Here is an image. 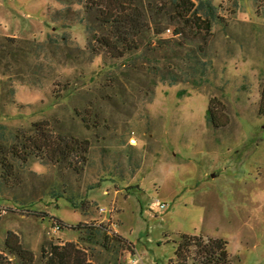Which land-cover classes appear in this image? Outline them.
<instances>
[{
	"label": "rangeland",
	"instance_id": "374dc122",
	"mask_svg": "<svg viewBox=\"0 0 264 264\" xmlns=\"http://www.w3.org/2000/svg\"><path fill=\"white\" fill-rule=\"evenodd\" d=\"M211 1L219 18L207 31L175 21L169 2L144 0L150 17L157 8L170 12L159 16L162 37L172 48L181 43L180 59L195 50L211 61L203 81L171 86L151 71L147 42L123 58L104 49L99 13L78 0H0V124L27 131L43 123L56 140L87 148L20 163L22 181L0 187V264H22L5 251L9 232L35 264H45L43 249L69 243L93 264L207 262L193 242L177 256L182 235L223 239L230 264H264V0ZM49 39L56 45L46 54L24 42ZM11 47L26 56L14 63ZM4 82L15 90L13 103ZM93 223L132 245L109 257L79 229Z\"/></svg>",
	"mask_w": 264,
	"mask_h": 264
},
{
	"label": "trees",
	"instance_id": "16d2710c",
	"mask_svg": "<svg viewBox=\"0 0 264 264\" xmlns=\"http://www.w3.org/2000/svg\"><path fill=\"white\" fill-rule=\"evenodd\" d=\"M58 1L64 3V0ZM196 1L197 4L193 0H159L160 3L169 2L174 7L173 19L175 21H180L184 25H197L199 28L204 25L203 29L210 31L219 18V7L211 0ZM78 2L83 4L87 13H91V11L99 13L96 16V22L102 27H106V32L97 37L100 38L97 39V42L114 56L123 58L126 55H132L144 46L143 43L147 42L145 46L150 50V54L144 52L143 55L147 61L152 63L151 71L158 82L171 86L184 81L195 83L198 80L203 81L208 75L211 61L206 59L205 55L203 57L194 50L187 53L185 59H180L179 50L176 48L183 47L181 43H176L175 47L172 48L171 41L162 37L166 26H161V18L170 15L165 7L155 9L154 14L150 17L144 10V0H78ZM173 22H170V25ZM90 29L88 25V30L90 31ZM182 34L183 29H175L174 35L181 36ZM4 40L10 46L16 45L18 47L19 45L17 38L6 37ZM24 42L30 47L34 46L37 54H46L47 45H56L53 39H49L45 43ZM11 48L8 49L7 53L8 57H12L11 61L14 63H18V55L26 56L23 50ZM169 60L176 64L177 72L166 65V61ZM170 62L167 64L169 65ZM4 76H7V73ZM2 90L3 97L8 98L13 103L15 90L10 88L7 82L2 83ZM259 112L260 115L264 116V81ZM208 121L215 124L211 105L208 108ZM86 150L83 142L79 143L73 139L70 143L65 137L56 140L53 134L49 132V127L43 123H35L27 131H12L6 125L0 124V187L2 189L15 188L17 185L14 182L22 181L19 175L20 163H30L33 158L38 157H44L51 162L59 161V158L61 160L62 157L69 156L70 151L73 155V153L86 152ZM69 202L73 206L78 204L73 199H69ZM80 205L84 206V203H80ZM58 222L60 227H66L61 221L58 220ZM79 229L84 232L89 242L101 245L109 257L113 256L117 249L128 250L132 245L122 236L109 235L108 228L104 225L80 224ZM190 242H193L192 244L200 250L201 254L206 256L207 262L204 264H230L227 242L223 239L210 238L205 240L202 236L182 235V241L176 252L177 256L183 246ZM5 251L8 255L19 259L22 264H35L34 253L23 247L18 236L13 232H9L7 235ZM43 258L46 260L45 264H93L73 243L62 247L55 246L47 251L43 249ZM0 259L4 260L5 258L0 255ZM102 264H120V262L114 263L108 259Z\"/></svg>",
	"mask_w": 264,
	"mask_h": 264
},
{
	"label": "built area",
	"instance_id": "2783aa9c",
	"mask_svg": "<svg viewBox=\"0 0 264 264\" xmlns=\"http://www.w3.org/2000/svg\"><path fill=\"white\" fill-rule=\"evenodd\" d=\"M130 142H131V145H135V144H136V140H135V139H132ZM156 203L159 205V207H160L161 209H165V208H166V205L163 204V203H161L160 201H156ZM99 211H100L101 213H104V212H105V209H104V208H100ZM134 255H135V254H134ZM130 261H131V259H130ZM132 263H135V260L132 261Z\"/></svg>",
	"mask_w": 264,
	"mask_h": 264
}]
</instances>
